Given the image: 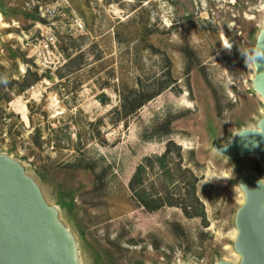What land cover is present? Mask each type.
<instances>
[{
    "label": "rangeland",
    "instance_id": "374dc122",
    "mask_svg": "<svg viewBox=\"0 0 264 264\" xmlns=\"http://www.w3.org/2000/svg\"><path fill=\"white\" fill-rule=\"evenodd\" d=\"M263 27L264 0H0V155L79 264H240L238 180L264 166L217 151L264 119L245 59ZM141 164L134 190L194 193L198 215L145 209Z\"/></svg>",
    "mask_w": 264,
    "mask_h": 264
},
{
    "label": "water",
    "instance_id": "95a60500",
    "mask_svg": "<svg viewBox=\"0 0 264 264\" xmlns=\"http://www.w3.org/2000/svg\"><path fill=\"white\" fill-rule=\"evenodd\" d=\"M256 47L264 49V27ZM253 64V90L264 103V60ZM217 152L227 160L256 155L264 166V119L254 130L239 131ZM238 185L244 201L235 216L234 249L240 264H264V183L254 174H242ZM73 251L64 233L52 225L50 209L34 183L0 155V264H75Z\"/></svg>",
    "mask_w": 264,
    "mask_h": 264
},
{
    "label": "trees",
    "instance_id": "16d2710c",
    "mask_svg": "<svg viewBox=\"0 0 264 264\" xmlns=\"http://www.w3.org/2000/svg\"><path fill=\"white\" fill-rule=\"evenodd\" d=\"M169 145L170 144H167V148L169 147ZM166 153H168V149H166ZM156 159L158 161L166 160V155H163L162 157L160 156L159 158H156ZM146 162H148V160L147 161L144 160V163ZM142 164L138 166L135 172V175L130 182V188L134 192V196L137 198L138 202L145 209L149 211H153V210L159 209L161 206H175L177 208H180L183 214L187 217H193V216L198 215V213L196 212L192 213L194 205L195 203H197L194 193H192L193 195L188 193L186 197L184 194L172 195L174 197L177 196V200L176 202H174V201H169V200H173L171 197H168L167 199L158 198V200H155V198L151 197L150 195H146L144 191H142L141 189L134 190L133 188L134 185L140 186V184L142 183V174H143ZM187 198H189L191 201L189 204L188 203L186 204ZM153 203H157V204H153Z\"/></svg>",
    "mask_w": 264,
    "mask_h": 264
},
{
    "label": "bare ground",
    "instance_id": "6f19581e",
    "mask_svg": "<svg viewBox=\"0 0 264 264\" xmlns=\"http://www.w3.org/2000/svg\"><path fill=\"white\" fill-rule=\"evenodd\" d=\"M13 106L15 107L16 111L20 112L21 114L24 112L22 106L19 104L18 101H16ZM261 162V161H260ZM50 209V219L53 226L57 227L59 230H61L64 235L68 238L70 245L72 248L74 247V257H75V264H79V259L77 256V249H76V243L70 233V231L64 227L60 221L58 220V208L56 207H49Z\"/></svg>",
    "mask_w": 264,
    "mask_h": 264
},
{
    "label": "clouds",
    "instance_id": "9594fccd",
    "mask_svg": "<svg viewBox=\"0 0 264 264\" xmlns=\"http://www.w3.org/2000/svg\"><path fill=\"white\" fill-rule=\"evenodd\" d=\"M245 59L248 63L258 64L259 60H264V49L260 47L252 49L251 54L248 55Z\"/></svg>",
    "mask_w": 264,
    "mask_h": 264
},
{
    "label": "built area",
    "instance_id": "2783aa9c",
    "mask_svg": "<svg viewBox=\"0 0 264 264\" xmlns=\"http://www.w3.org/2000/svg\"><path fill=\"white\" fill-rule=\"evenodd\" d=\"M51 44V42H50V40H49V42H45L41 47H40V49H41V51H42V53L43 54H50L49 53V45ZM48 59H50V57H48ZM51 60V59H50Z\"/></svg>",
    "mask_w": 264,
    "mask_h": 264
}]
</instances>
